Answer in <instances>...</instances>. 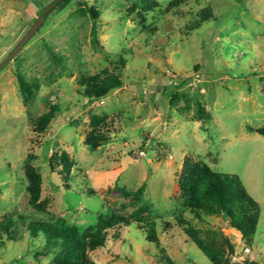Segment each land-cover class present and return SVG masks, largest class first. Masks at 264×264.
Instances as JSON below:
<instances>
[{"label": "rangeland", "instance_id": "obj_1", "mask_svg": "<svg viewBox=\"0 0 264 264\" xmlns=\"http://www.w3.org/2000/svg\"><path fill=\"white\" fill-rule=\"evenodd\" d=\"M50 1L0 0V61ZM105 71L122 86L83 97L85 80ZM17 75L32 84L28 102ZM93 117L104 118L96 149L85 142ZM261 126L264 0L52 9L0 72V264H55L58 249L30 236L31 220L105 230V244L87 252L94 264H211L187 228L204 232L226 264H264V135L252 131ZM186 156L240 178L259 212L250 242L221 214L191 213L178 188ZM27 166L41 176L36 206Z\"/></svg>", "mask_w": 264, "mask_h": 264}, {"label": "trees", "instance_id": "obj_2", "mask_svg": "<svg viewBox=\"0 0 264 264\" xmlns=\"http://www.w3.org/2000/svg\"><path fill=\"white\" fill-rule=\"evenodd\" d=\"M70 1L60 2L53 10L67 5ZM89 12L92 19L95 20L96 13L94 10L90 8ZM92 39L95 45L99 44L95 29L92 31ZM17 81L23 101L28 102L31 99L32 84L20 75H17ZM121 86L122 81L116 74L105 71L85 80L82 95L88 100H98L106 96L111 90ZM198 112L203 114V110L200 108H198ZM52 114L51 111L40 119L39 122L42 121V126H45ZM102 124H104V118L101 117H93L89 123L91 132L85 142L91 149L100 146L101 131L98 128ZM252 131L264 135V126L252 129ZM55 158L53 156L54 161H56ZM59 161L62 170L68 174L72 164L65 153ZM50 167L53 168L52 165ZM26 174L29 180L27 187L30 196L29 204L36 206L40 195L41 176L31 166H27ZM178 188L180 194L187 199L190 211L195 217L202 218V214H221L233 228L250 242L257 226L259 212L256 202L250 198L237 175L212 171L206 164L186 156L183 159ZM112 217L114 218V215ZM8 222L13 224L14 221L9 219ZM28 226L31 237L35 238L41 235L48 249H58V253L53 259L55 264H94L89 259L88 250L103 246L107 240L105 230L102 231L101 229L94 234L82 235L76 227L66 225L63 221L53 224L41 220H31ZM186 234L205 253L211 264L227 263L226 258L220 254L219 247L214 246L212 240L206 237L204 232L187 228ZM148 241L155 244L158 242L155 237L151 236Z\"/></svg>", "mask_w": 264, "mask_h": 264}, {"label": "water", "instance_id": "obj_3", "mask_svg": "<svg viewBox=\"0 0 264 264\" xmlns=\"http://www.w3.org/2000/svg\"><path fill=\"white\" fill-rule=\"evenodd\" d=\"M64 0H51L42 9L36 20L30 25L21 38L15 43L7 55L0 61V72L9 64V62L17 55V53L25 46L31 37L37 32L44 22L47 14L60 2Z\"/></svg>", "mask_w": 264, "mask_h": 264}, {"label": "built area", "instance_id": "obj_4", "mask_svg": "<svg viewBox=\"0 0 264 264\" xmlns=\"http://www.w3.org/2000/svg\"><path fill=\"white\" fill-rule=\"evenodd\" d=\"M244 252H245V253H249V252H250L249 248H248V247H245V248H244Z\"/></svg>", "mask_w": 264, "mask_h": 264}]
</instances>
